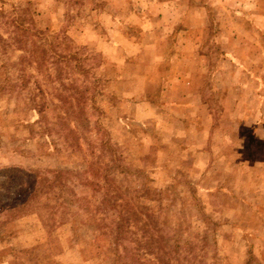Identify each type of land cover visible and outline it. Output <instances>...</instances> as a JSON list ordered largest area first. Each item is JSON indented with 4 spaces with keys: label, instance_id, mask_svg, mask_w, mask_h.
<instances>
[{
    "label": "rangeland",
    "instance_id": "obj_1",
    "mask_svg": "<svg viewBox=\"0 0 264 264\" xmlns=\"http://www.w3.org/2000/svg\"><path fill=\"white\" fill-rule=\"evenodd\" d=\"M0 264H264V0H0Z\"/></svg>",
    "mask_w": 264,
    "mask_h": 264
}]
</instances>
